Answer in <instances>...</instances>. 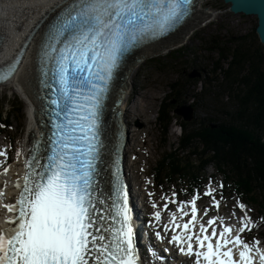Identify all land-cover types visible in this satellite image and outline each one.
<instances>
[{"label":"snow or ice","instance_id":"obj_1","mask_svg":"<svg viewBox=\"0 0 264 264\" xmlns=\"http://www.w3.org/2000/svg\"><path fill=\"white\" fill-rule=\"evenodd\" d=\"M192 7L193 0H66L51 6L54 14L40 32L37 63L40 90L50 93L52 130L43 150L35 141L23 181L15 185L19 196L4 205L12 215L6 219L9 227L0 228V264H140L119 158L115 153L110 163L104 158L102 112L124 55L167 34ZM18 64L17 57L0 68V81L10 78ZM105 171L110 172L107 195L100 187ZM203 195L220 207L211 189ZM197 199L193 195L188 202L190 212L179 202L177 211L190 218L180 224L171 217L174 232L182 234H173L170 243L194 257V264H264L260 241L241 235L252 224L243 203L237 205L242 215L234 230L222 217L202 222ZM155 218L161 219L160 211ZM217 221L219 231L213 226Z\"/></svg>","mask_w":264,"mask_h":264},{"label":"rangeland","instance_id":"obj_2","mask_svg":"<svg viewBox=\"0 0 264 264\" xmlns=\"http://www.w3.org/2000/svg\"><path fill=\"white\" fill-rule=\"evenodd\" d=\"M200 1L204 9L220 10L219 15L206 26L195 29L184 46L143 61L136 70L137 77L132 80L141 92H144L143 87H146L145 94L157 95V98L151 104L153 105V111L148 113L153 123L148 130L144 129L143 132L146 135H143L144 137L150 138L148 145L142 149L144 143L135 139L133 129L143 127V125L141 122L135 121L132 115L127 117L130 122L127 129L130 133H128L126 141V144L131 146L125 145V162L129 170L128 174L136 175L137 180L140 178L138 182H140V191L144 196L142 200L147 208L148 216L152 212L154 218L156 211L163 213L165 210L170 211L173 216L172 210L181 207L180 201L184 202V210L190 212L188 202L191 201L192 196H188V178H184V181L174 180L169 182L165 179L162 181L156 179L155 176L159 163L163 161L168 153L184 157L189 155L185 150L180 149V127H182V121L188 123L191 121L184 120L176 112L177 108L183 105H191L194 109V119L192 121L196 123L205 122L217 116L212 96L208 95L211 91L217 90L214 82L216 74L213 69L219 57V53L214 49L215 46L211 42V37L221 33L227 39L231 34H245L257 25L256 16L233 13L229 10V4H226L223 0ZM220 26L222 27L221 30H219ZM193 72L198 73V75L190 77ZM172 84L177 85L176 89H173ZM205 89L207 95L204 94ZM169 100H173V102L170 104ZM13 104L17 105L15 110L12 108ZM163 104H166L167 108L173 107L175 109L172 114L175 117L166 130L158 120L159 109ZM26 105L24 97L15 89L12 83L0 86V110L5 111V113L8 112L11 116L8 127L0 126V128H3L0 131V151L7 154V156H0V165L14 163L22 153L21 147L26 126ZM128 106L132 107L133 103L131 102ZM145 149L148 152L144 154L142 152ZM18 151L19 156H17ZM199 177L204 188L196 194L198 197L196 204L197 209L201 210L204 222L211 215L218 217L225 214L228 216L242 215L237 206L238 203H243L240 195L234 191L232 185L226 182L224 175L220 174L215 166H207ZM209 189L214 192L220 203L218 209L212 207L210 197L203 195ZM172 200L177 201V203L169 202ZM165 202H169L167 209L163 207ZM153 204L157 207L153 208ZM243 204L246 209L250 210L247 215L252 221L251 231L246 233V239L247 241L254 238L258 239L260 241L258 246L263 249L264 206L254 203ZM205 208L208 209L206 216L203 214ZM2 215L3 213L0 211V217ZM189 218L188 216L184 217V220Z\"/></svg>","mask_w":264,"mask_h":264},{"label":"trees","instance_id":"obj_3","mask_svg":"<svg viewBox=\"0 0 264 264\" xmlns=\"http://www.w3.org/2000/svg\"><path fill=\"white\" fill-rule=\"evenodd\" d=\"M256 27L227 39L221 33L211 37L219 57L213 69L217 90L208 95L217 116L205 122H181L180 149L189 155L168 153L157 167L156 179L188 178V192L196 194L203 186L199 176L213 165L244 203L264 206V45ZM174 111L160 106L158 120L164 130ZM10 118L0 110V126L8 127Z\"/></svg>","mask_w":264,"mask_h":264},{"label":"bare ground","instance_id":"obj_4","mask_svg":"<svg viewBox=\"0 0 264 264\" xmlns=\"http://www.w3.org/2000/svg\"><path fill=\"white\" fill-rule=\"evenodd\" d=\"M65 2L66 0H0V62H4L13 56L19 45L28 42L18 69L12 79L6 83L7 85L12 83L15 89L24 97L27 104V114L21 155L14 163L0 165V191L3 192V196L0 197V211L3 213L2 217H0V228L6 229L9 227L6 219L12 214L7 211L4 205L14 204L18 198L20 189L15 185L18 180L22 183L26 172L25 163L29 159L31 147L37 139L41 138L40 132L43 130V128L38 126L41 121L39 113L42 109L41 99L43 97L38 86L37 73V51L40 42V32L43 29V25L47 23L48 17L54 14L50 12L51 6L62 5ZM201 4L200 0H196L191 17L175 33L147 44L141 49L139 48L125 64L122 71L124 78L119 79L120 81L114 89V93H112L114 100H119V107L118 113L115 115V121L112 122V127L108 130L110 143L108 151L109 163L113 159V153L116 154L118 152V140L121 139V143H123L124 138L126 137L127 139L128 133H130L128 129L126 131L130 124L127 120L128 115H132L135 121L141 122L143 125V127H135L133 129L132 132L135 139L144 143L142 149L148 145L150 138L144 137L146 135L143 132L148 130L153 123L148 113L153 111V105L151 104L157 98V95L145 94L146 87H143L145 91L141 92L132 80L137 77L136 70L143 61L184 46L195 29L206 26L219 15L220 10L204 9ZM38 25L39 27H37ZM131 102L133 103L132 107L128 106ZM45 128L47 126H44ZM128 146L130 147L131 145ZM146 152H148L147 149L142 153L145 154ZM4 167L8 168L7 173L4 172ZM138 180L140 181V178ZM199 212L200 210H198V217L204 222ZM176 218L178 219V216ZM222 218L223 220L228 218L237 219L239 215L228 216L225 214ZM170 221L171 219L167 221L169 225ZM133 223H138L135 217H133ZM232 227L235 230L238 229L234 225ZM241 235L246 240L245 233Z\"/></svg>","mask_w":264,"mask_h":264},{"label":"water","instance_id":"obj_5","mask_svg":"<svg viewBox=\"0 0 264 264\" xmlns=\"http://www.w3.org/2000/svg\"><path fill=\"white\" fill-rule=\"evenodd\" d=\"M229 4V10L233 13L254 15L257 17L256 33L264 45V0H223ZM198 73L193 72L190 77H196ZM176 112L186 121L194 119V109L191 105H183ZM48 118H45V120ZM50 120V119H49ZM215 126V125H214Z\"/></svg>","mask_w":264,"mask_h":264},{"label":"flooded vegetation","instance_id":"obj_6","mask_svg":"<svg viewBox=\"0 0 264 264\" xmlns=\"http://www.w3.org/2000/svg\"><path fill=\"white\" fill-rule=\"evenodd\" d=\"M105 119H106V123H107V107L105 108ZM105 139H104V145H105V149H104V158L105 160H107L108 158V141H107V128L105 130ZM104 174L105 172L102 173V177H101V182H100V187L102 188V184H103V178H104Z\"/></svg>","mask_w":264,"mask_h":264}]
</instances>
